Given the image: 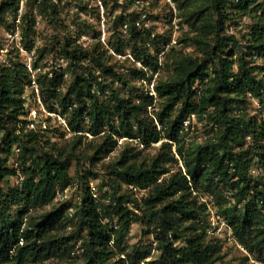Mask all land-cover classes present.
I'll use <instances>...</instances> for the list:
<instances>
[{
  "label": "trees",
  "instance_id": "1",
  "mask_svg": "<svg viewBox=\"0 0 264 264\" xmlns=\"http://www.w3.org/2000/svg\"><path fill=\"white\" fill-rule=\"evenodd\" d=\"M23 1L26 7L36 4L37 14L27 9L22 15V46L37 49V18L56 19L60 7L54 0H5L0 21L12 33L15 26L6 22L5 13L17 18ZM102 1L109 15L121 8L113 17L116 24L130 22L133 59L126 57L117 68L110 63L113 53L69 44L59 56L69 60L66 69L38 74L48 111L65 117L67 128L52 125V115L45 119L46 128H30L31 72L20 58L0 65V264H139L149 251L135 246L127 252L125 247L135 220L148 221L145 234L158 240L160 264H218L223 246L210 233L204 197L212 199L237 241L264 261V118L248 113L251 98L264 107V0H200L193 14L207 21L187 39L200 55L171 51L175 57L166 55L165 65L162 50H150L152 29H140L129 21L133 14L124 15L132 5L145 10L137 4L143 0H113L112 7L109 0ZM194 1L199 0H176L179 17ZM241 17L253 21L244 43L226 32L227 23ZM115 53L125 56L126 50L118 45ZM87 58L90 62L83 66ZM164 70L168 73L154 85L156 96L144 82ZM68 71L72 75L64 91ZM191 114L209 118L218 133L187 144L184 123ZM89 137L102 140L92 163L122 147L106 175L109 183L102 185L107 189L91 187L95 172L76 167L79 203L64 199L54 204L59 193L72 187L70 170L75 160L80 165L78 149ZM155 145L156 155L144 158L143 149ZM11 152L19 155L17 168L8 162ZM254 164L262 169L259 174L252 172ZM19 174L16 189L1 185ZM117 181L126 191L117 193L116 187L122 188ZM130 188L147 193L132 199ZM130 202L144 214L136 213ZM52 204L49 211L35 213ZM74 219L75 228L69 231L65 221ZM79 242L80 256L75 253ZM177 242L181 245L175 246Z\"/></svg>",
  "mask_w": 264,
  "mask_h": 264
},
{
  "label": "rangeland",
  "instance_id": "2",
  "mask_svg": "<svg viewBox=\"0 0 264 264\" xmlns=\"http://www.w3.org/2000/svg\"><path fill=\"white\" fill-rule=\"evenodd\" d=\"M59 4L60 10L59 15L55 19L46 18V17H38L37 23L34 27L36 30V41H37V52L36 56V65L41 68L43 72L46 69H52L56 63L69 66V60H65L66 63L63 64L62 60H59V56L61 52H64V47L66 45H75L80 44L84 50L91 51L96 47H99L100 51H105L106 54L110 55L115 51V47L118 45H123L126 50V56L132 53L133 41H131V32L129 23L127 24H116L114 22V15L121 12V8H119L115 14L109 15L105 12V26L106 32L102 31V20H104L100 8V4L98 0H54ZM145 2V10L132 5L127 12H125V16L128 14H133L130 16L131 22H134L141 28H151L152 29V40H151V52L158 53L163 48H166L165 55H160L162 57V61L165 65V58L170 54L171 57H175V54H194L200 55V51L197 50L195 45L192 42L187 41L188 38L195 35L197 29H200L203 22L207 21V18H203L202 20H196L193 12L201 5V1L190 2L191 4L188 7H184L183 11H181L184 23V28L180 33H178L175 37L173 36V30L170 24V15L171 10L168 5L158 0H143ZM5 0H0V11L4 5ZM123 0H119V3H122ZM114 1L109 0V5L112 7ZM30 10L31 15L37 14V6L36 4L26 7L24 1L21 4V9L18 13L17 18L14 14L10 12L5 13V19L7 23L13 24L15 26L16 31L12 33L11 29L8 28L5 22L0 21V65H8L12 60L16 58L22 59V54L19 50V45H22L21 40V22L22 15L26 10ZM142 12H146L147 18L144 19L142 16ZM181 17V18H182ZM134 20V21H132ZM253 24L252 19L249 17H241L235 19L234 21H230L227 23L226 32L229 35H235L240 39L242 43L246 41L244 35L249 31L250 26ZM18 33L19 36H17ZM173 34V35H172ZM104 39V40H103ZM175 40V42H174ZM45 50V51H44ZM44 51V52H43ZM171 51H175V54ZM80 55V53L78 54ZM113 55V54H112ZM167 55V56H166ZM115 58L111 60L110 63L116 65L117 68L121 65V60H124L126 57L115 56ZM90 62L89 58L84 60L83 66H88ZM116 62V63H115ZM137 66L140 65L137 63ZM70 69H73L72 67ZM40 72V73H42ZM39 73V72H38ZM168 73L167 70L161 72L160 76H154L151 81L146 80L144 82V87L147 90H150L152 83H156L161 75H166ZM72 72L68 71L65 75V83L62 88L66 89V85L70 82ZM28 93H31V90H27ZM47 96L42 95L43 102L47 107V103L45 102ZM55 103L54 100L48 102V104ZM148 111H153L151 107L148 108ZM59 113V112H58ZM248 113L250 115H257L258 117L264 118V107L263 104L260 103L259 99L251 98L248 102ZM58 116H52L51 124L54 126L61 125L59 122ZM60 128V127H59ZM61 129V128H60ZM61 131V130H59ZM54 133V132H53ZM218 133V127L213 121H210L209 118L199 119L196 115L195 117H191L190 122L185 124L184 135L186 136V143H196L202 142L207 137L211 135H216ZM53 135V134H51ZM0 139H1V131H0ZM61 138L57 141H60ZM251 140V139H250ZM62 141V140H61ZM60 141V142H61ZM101 137H89L87 140L83 141L82 145L79 146L78 153H81V162L80 165H76L77 161L75 160L73 166L70 170L71 176L73 177V185L69 189V193L65 197H58L55 199L54 204L61 203V201L69 200L72 203H79L81 188L77 186V178H76V167L80 169L82 172L85 169H92L95 172V175L89 178L90 185L94 189H99V191L106 190L107 188L103 185L104 182L109 183L107 180V173L110 170V166L115 160L118 158L122 151V147H118L113 150L111 153H105L102 155L101 160L98 162L92 163L91 156L94 155L95 150L101 143ZM125 139L123 140V142ZM122 142V143H123ZM126 142V141H125ZM124 142V143H125ZM157 146L155 145L149 149H143L142 154L144 158H151L157 153ZM1 151V148H0ZM7 156L6 154H3ZM8 162L11 167H16L18 164L19 155L17 153L11 152L8 156ZM176 166H173V168ZM257 164H254L252 169H259ZM252 170V171H253ZM22 179V175L19 174L14 178H11L9 181L5 180L2 182V186L6 190L16 189L17 180ZM117 183L120 184L119 181ZM121 189L117 188V193L119 194L121 191H126L127 186L121 182ZM109 187V186H108ZM112 189L111 187H109ZM102 189V190H101ZM111 193L110 191L108 192ZM146 191H140L137 189L132 190L131 188L128 190L127 194L130 195V198L140 199L142 196L146 195ZM203 201L206 200L209 202V230L211 234H214L218 239H220L223 246V259L218 264H252L249 262L246 254L237 246L236 242L231 240L230 236V227L222 226L221 221L219 219V215L212 213V210L215 211L216 207L213 206L212 199L208 197H204ZM109 200H106L108 202ZM41 206L39 207L35 213H44L49 211L52 206ZM131 207L136 213L140 216L144 214V209L141 210L138 206H134V202H130L127 204ZM76 219L74 220H66L65 223L68 225V230L71 231L75 228ZM144 224V222L140 220H135L129 231L125 247L127 252H131L135 246L140 249L149 251V254L146 260L142 261L139 264H160L158 261L162 258V251L158 248V240L155 238L154 234H145L148 231V221ZM153 229V228H152ZM81 242L77 244L75 249L76 255H82ZM176 245H181V242L175 243ZM247 258V259H246ZM256 259V258H255ZM257 260V259H256ZM52 260L46 262L50 263ZM262 261V260H261ZM264 263V261H262Z\"/></svg>",
  "mask_w": 264,
  "mask_h": 264
},
{
  "label": "built area",
  "instance_id": "3",
  "mask_svg": "<svg viewBox=\"0 0 264 264\" xmlns=\"http://www.w3.org/2000/svg\"><path fill=\"white\" fill-rule=\"evenodd\" d=\"M99 4H100V8H101V12H102V16L104 18V20H102V31L103 32H106V26H105V7L103 5V1L102 0H98ZM162 3H165L166 5L169 6L170 10H171V15H170V24H171V28L173 30V33H174V37L180 33L182 31V29L184 28V23H182V20H181V17H179V10H178V6H177V3H176V0H161ZM137 4H141L142 6L145 4L144 1H137ZM142 16L144 19L147 18V14L146 12H142ZM127 24V23H125ZM140 29H143V27H141ZM17 34V36H19L18 33H15ZM104 40V39H103ZM175 42V40H174ZM150 45V44H149ZM19 50L22 54V59H23V62L26 66V68L31 72V79H32V83L31 85L29 86V89H31V93H28V100H27V105H28V126L32 129H37L39 127H42V128H46L47 124H46V117L48 115H52V116H58L59 118V122L63 125V127L67 128V121H66V118L61 116L60 114L58 113H51L48 111L47 107L45 106L44 102H43V99H42V93H41V90H40V84L38 82V74H40L41 71V68L35 64V61H36V56H37V49L36 48H33L32 50H27L25 49L22 45H19ZM166 48H163L162 51L160 52L159 56L160 55H165L166 53ZM1 51V49H0ZM114 55H117V56H122V55H118L117 53H115V51H112ZM124 57H129L131 59H133L132 55L129 54V55H125ZM62 62L63 64L66 63V61L64 59H62ZM160 62L162 63V57H160ZM138 64L141 66V62H138ZM66 69V65H62V64H59V63H56V65L52 68V69H46L44 70L42 73L46 72V71H50V75H52V71L53 70H57V69ZM39 72V73H38ZM154 85L155 83H152L151 87H150V90H151V93L156 95V91H155V88H154ZM191 117H195V114H191L188 119L185 121L184 124L186 123H189L190 122V119ZM15 151L18 152L19 151V148L16 146L15 147ZM262 171V169H254L252 172L254 174H259L260 172ZM264 173V171H262ZM21 182V179H18L17 180V185H19ZM69 189L70 188H66L64 190V192H61L59 193V196L60 197H65L68 195L69 193ZM206 201V200H204ZM212 213H215L217 214V209L212 210ZM218 215V214H217ZM220 221H221V225L222 226H228L226 221L222 218V217H219ZM231 230V228H230ZM230 236H231V240L236 242L237 246L246 254L248 255L249 257V262H251L252 264H264L262 261L260 260H256L255 257L253 255H251L247 249L237 241V239L235 238V236L233 235L232 233V230L230 231Z\"/></svg>",
  "mask_w": 264,
  "mask_h": 264
}]
</instances>
